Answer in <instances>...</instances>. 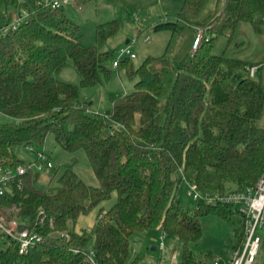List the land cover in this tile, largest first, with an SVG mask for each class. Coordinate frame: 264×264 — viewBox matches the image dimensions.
Returning <instances> with one entry per match:
<instances>
[{
	"label": "trees",
	"instance_id": "16d2710c",
	"mask_svg": "<svg viewBox=\"0 0 264 264\" xmlns=\"http://www.w3.org/2000/svg\"><path fill=\"white\" fill-rule=\"evenodd\" d=\"M3 2L0 18L9 20L21 10L29 16L0 38V112L15 120L0 124V167L26 164L14 146L41 149L52 134L66 152L86 154L98 185H87L67 169L53 189H39L41 174L29 171L22 188L14 186L4 204H15L23 219L34 220L44 209L56 218L55 229L68 230L71 239L46 240L26 255H19L13 243L0 250V264H80L89 250L98 264H126L131 237L153 229L181 241L179 264H213V253L198 256L190 248L202 237L201 218L208 214L237 225L231 248L241 247L242 214L204 201L184 206L176 192L178 180L196 184L204 193L243 191L264 175V68L256 80L246 78V68L259 63L229 56L226 48L241 23L260 31L264 0H225L218 14L208 16H203L205 0H184L179 13L157 22L155 31L168 30L173 40L188 26L193 32L203 28L208 36L193 50L194 34L183 52L173 51L171 40L162 56H149L137 68L132 59L120 61L117 69L126 71L134 89L104 114L90 112L91 103L80 98L79 89L110 78L107 65H113L116 54L101 45L117 24L112 22L106 33L98 28L95 44L85 46L81 26L63 7L53 10L45 0ZM223 38L227 46L218 54ZM70 61L79 85L56 78ZM113 193L116 203L100 211L91 231L77 233L78 218Z\"/></svg>",
	"mask_w": 264,
	"mask_h": 264
},
{
	"label": "rangeland",
	"instance_id": "374dc122",
	"mask_svg": "<svg viewBox=\"0 0 264 264\" xmlns=\"http://www.w3.org/2000/svg\"><path fill=\"white\" fill-rule=\"evenodd\" d=\"M183 0H71L70 4L64 5L63 9L67 16L81 26L82 37L80 42L85 46L94 45L98 35V28H104V33L109 32L112 22H115L116 32L108 37L101 45V50L113 51L116 56L120 48L128 45L136 58L132 60L134 68L139 67L143 61L149 57L162 56L172 40L170 31H155V25L159 21H166L179 13ZM225 0H205L203 16L218 14ZM4 10V2L0 0V14ZM7 17L0 18V24ZM193 32L191 28L185 26L182 35L173 38L171 48L173 51H185L188 41L197 36L199 30ZM149 37V38H148ZM147 38L149 40H147ZM129 43L127 44V42ZM195 38L193 40V43ZM228 39L223 38L217 47V53L221 54L227 46ZM227 48V55L259 63L264 68V25L260 31H257L249 23H241L235 37ZM194 50V49H193ZM257 65V66H259ZM107 67L111 70V76L92 88L80 87V98L83 101L91 103V109L94 113H104L110 109L111 103L130 93L134 89V81L131 80L125 70L114 68L110 62ZM247 72H244V76ZM56 78L60 81L79 85L80 77L78 72L70 61L67 67ZM15 122V120L0 112V124ZM264 124V123H263ZM51 158L55 168L50 173L41 174L36 183L39 189H53L57 183L56 180L67 169H73L79 177L91 186H97L98 181L93 175L89 165L88 158L83 151L77 153H68L63 150L55 141L52 134L48 135L44 146L41 148ZM14 154L25 163L34 160L35 155L26 149L24 145H17L13 148ZM76 158V159H75ZM179 181V187L176 192L177 199L184 206L193 207L195 201L188 197L189 186L185 181ZM229 184L228 188L231 189ZM117 201V194L113 193L111 198L100 204L99 207L86 215H81L74 230L77 233L84 231L90 232L96 223L97 217L102 210L108 211ZM239 215L235 216V220ZM203 229L202 237L190 244V248L195 254L211 252L216 258L228 260L232 253L231 237L237 225L224 220L216 214H208L201 218ZM162 231L153 229L145 233H136L130 239L129 257L126 264H132L137 260V264H179L182 243L177 238H166L164 248L161 246ZM233 245V244H232ZM93 246V238L90 240L88 248ZM156 249L153 250L152 247ZM4 246L0 244V250ZM177 256L173 259V256ZM264 261V241L261 244L256 264H263Z\"/></svg>",
	"mask_w": 264,
	"mask_h": 264
},
{
	"label": "built area",
	"instance_id": "2783aa9c",
	"mask_svg": "<svg viewBox=\"0 0 264 264\" xmlns=\"http://www.w3.org/2000/svg\"><path fill=\"white\" fill-rule=\"evenodd\" d=\"M70 3L71 0H45V5L53 10ZM28 16L29 13L26 10H21L14 12L9 20L6 18L0 24V38L17 30L26 22ZM204 37L203 30L200 29L194 41V50ZM126 58L132 60L136 58L129 45L118 50L113 67L117 68L119 62ZM261 67L262 65L247 67L246 78L256 80ZM26 149L35 155L33 161L15 168L0 167V244L5 248L10 247L13 243L17 244L19 255L28 254L32 248L42 245L46 240L57 242L71 239L68 230L55 229L58 224L56 218L49 216L44 209H38L35 219L31 220L30 218H21L19 208L15 204H4V199L7 194L13 192L14 186L22 188V177L29 171L43 174L50 173L55 168L53 161L43 149L30 145L26 146ZM187 185L189 186L187 195L193 201H204L210 205L232 206L234 211L242 214L245 218V237L242 246L232 250L228 260L215 258L213 264H256L261 244L264 241V175L254 187L225 194L204 193L196 184L187 183ZM21 225L24 226L22 230L20 229ZM166 238V233L162 232L160 246L162 249ZM176 258L177 256L174 255L173 259ZM80 264H98L93 250H89L85 260Z\"/></svg>",
	"mask_w": 264,
	"mask_h": 264
},
{
	"label": "crops",
	"instance_id": "0c3cea01",
	"mask_svg": "<svg viewBox=\"0 0 264 264\" xmlns=\"http://www.w3.org/2000/svg\"><path fill=\"white\" fill-rule=\"evenodd\" d=\"M183 1H184V0H183ZM183 1H182V4H183ZM148 38H149V37H148ZM148 38H147V40H149ZM128 43H129V41H128ZM128 43H127V44H128ZM129 46H131V45H129ZM131 49H132V46H131ZM132 51H133V50H132ZM124 95H125V94H124ZM111 106H112V103H111ZM110 108H111V107H110ZM89 110H90V112L94 113V112H93V108L91 109V107H90ZM108 110H109V109H108ZM106 111H107V110H106ZM106 111H105V112H106ZM105 112H104V113H105ZM104 113H102V114H104ZM94 114H100V113H94Z\"/></svg>",
	"mask_w": 264,
	"mask_h": 264
},
{
	"label": "water",
	"instance_id": "95a60500",
	"mask_svg": "<svg viewBox=\"0 0 264 264\" xmlns=\"http://www.w3.org/2000/svg\"><path fill=\"white\" fill-rule=\"evenodd\" d=\"M127 43H128V42H127ZM23 228H24V226H23V225H21V226H20V229L22 230ZM152 249H153V250H155V249H156V247H155V246H153V247H152Z\"/></svg>",
	"mask_w": 264,
	"mask_h": 264
}]
</instances>
